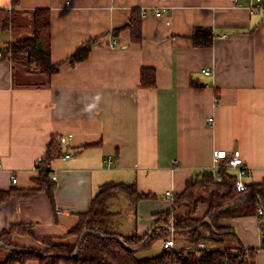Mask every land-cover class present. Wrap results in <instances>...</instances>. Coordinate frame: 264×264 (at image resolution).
Masks as SVG:
<instances>
[{
    "label": "crops",
    "instance_id": "0c3cea01",
    "mask_svg": "<svg viewBox=\"0 0 264 264\" xmlns=\"http://www.w3.org/2000/svg\"><path fill=\"white\" fill-rule=\"evenodd\" d=\"M250 4L19 0L18 18L6 31L9 40L0 46L29 34L31 10L49 9L52 25L42 49L48 46L59 69L46 85L18 84V67L0 59V190L10 191L0 201V234L13 225H27L32 235L13 234V242L26 247L39 246V237L66 236L100 186L113 181L135 183L139 191L158 195L140 200L129 221L116 219L121 233L144 235L155 223V213L171 206L167 191L179 192L198 170H212L215 149L240 150L250 167L243 181L263 180L264 0L257 11ZM11 5L12 0H0V8ZM142 9V39L135 41L130 23L133 12ZM198 26L212 28L210 46L194 45ZM90 40L88 57L73 62L70 57ZM145 68L155 71V86L142 85ZM35 69L24 70L36 74ZM43 81L45 77L38 82ZM208 116L212 122L205 121ZM53 134H72L63 143V155L50 163L57 177L53 197L44 189L25 194L38 185L35 164ZM108 207L116 218L134 211L124 193ZM206 208L199 204L197 215ZM263 222L264 217L248 214L222 218L220 225L233 230L247 247L260 248ZM163 242L138 253L156 256ZM256 264H264V249L258 250Z\"/></svg>",
    "mask_w": 264,
    "mask_h": 264
},
{
    "label": "trees",
    "instance_id": "16d2710c",
    "mask_svg": "<svg viewBox=\"0 0 264 264\" xmlns=\"http://www.w3.org/2000/svg\"><path fill=\"white\" fill-rule=\"evenodd\" d=\"M19 0H12L11 8H0V31H8L15 25L19 12ZM31 27L29 34L23 39L0 46V59H9L15 67L35 70L44 75L43 82H24L28 85H46L50 77L59 69V65L51 61L50 50L39 42L48 36L51 25V11L36 8L30 11ZM141 12L135 10L130 27L135 41L142 39ZM48 33V34H47ZM211 27L198 26L194 29L192 40L195 46L206 47L213 42ZM94 40H90L70 57L73 62L86 59ZM20 83V84H24ZM19 84V82H18ZM156 73L150 68L142 70V85L155 86ZM60 135L53 134L47 144L42 168L35 178L37 187L26 189L25 194H33L44 189L53 197L56 182L51 178V161L63 155V143ZM86 143L83 147H87ZM226 161H222L224 165ZM220 175V179H217ZM238 175L226 168L217 172L211 169H201L187 179L185 187L174 192L171 206L155 213L156 221L144 235L134 231L121 233L117 230L116 214L109 207V201L120 193L128 196L134 212L137 204L143 199H154L156 193L141 192L135 183L105 182L93 196L87 211L79 214L78 222L72 226L66 236L39 237V246L26 247L13 242V234L22 231L33 234L27 225H13L0 234V242L4 243L9 252L0 256V264L24 263L36 259L40 264H256V254L264 249V222L261 223L263 242L260 248L247 247L239 236L230 228L220 225L222 218L259 214V208L264 211V179L246 183L244 190L237 188ZM10 191L0 190V201L8 198ZM207 208L202 216L197 215L199 204ZM173 227V231L171 228ZM92 232L85 235L84 231ZM173 233L175 247L166 248L160 254L151 257H138L143 249L152 248L157 241H164ZM181 239L178 241V237ZM233 241L230 244L229 241ZM182 241V242H181ZM206 242L205 248H197L199 242ZM8 246L15 249H9ZM1 247V246H0ZM24 248L31 251L22 250ZM78 251L76 253V250ZM76 253V254H75ZM5 256V257H4Z\"/></svg>",
    "mask_w": 264,
    "mask_h": 264
},
{
    "label": "built area",
    "instance_id": "2783aa9c",
    "mask_svg": "<svg viewBox=\"0 0 264 264\" xmlns=\"http://www.w3.org/2000/svg\"><path fill=\"white\" fill-rule=\"evenodd\" d=\"M233 1L236 2L237 0H233ZM250 7L253 11H257V10L261 9L263 7V0H251ZM156 14L160 15L161 9H156ZM141 15L142 16L146 15L145 9L141 10ZM222 36L225 37V34H223ZM0 56H2L1 52H0ZM203 72L206 74H209L210 70L204 69ZM205 121L206 122H212L213 117L208 116L205 118ZM71 136H72V134H69L67 136L61 135L60 140L62 143H64V142H66L67 138L71 137ZM44 156H45V154L38 158V160L35 164V168L37 170H41L42 161H43ZM65 156L70 157V153L67 152L65 154ZM213 157H214L215 164H214L212 170L214 172H217L221 168H226L229 171L236 173L238 175L237 188L239 190H244L246 188V183L243 181V177L249 173L250 167L246 164L245 160L243 159L240 150L234 149L232 152H229L227 149H215L213 152ZM222 161H226V163L224 165H222L221 164ZM48 166H50V165L48 164ZM0 167H1V157H0ZM51 178L53 180L57 179V177L54 173H51ZM217 179H220V175H217ZM13 181L16 182L17 178L14 177ZM166 195H167V197L172 198L173 193L171 191H167ZM258 212H259V214H264V211L262 208H259ZM171 230L172 231L174 230L173 227L171 228ZM163 246L166 248H174L175 247V241H174L173 233L167 239L164 240ZM205 247H206V242H204V241L199 242L197 245V248H205Z\"/></svg>",
    "mask_w": 264,
    "mask_h": 264
},
{
    "label": "rangeland",
    "instance_id": "374dc122",
    "mask_svg": "<svg viewBox=\"0 0 264 264\" xmlns=\"http://www.w3.org/2000/svg\"><path fill=\"white\" fill-rule=\"evenodd\" d=\"M4 39H8V34L6 33V31H0V45H3L4 44ZM9 40V39H8ZM15 79L16 81L18 82H38V81H41L44 79V77L42 76V74H33V73H27L23 68L21 67H18L15 71ZM119 195V194H118ZM120 195H123V193H120ZM123 202V201H121ZM119 202V204L121 206L125 205V202L121 203ZM118 204V202H117ZM139 213V211H138ZM130 214H132V216H135V212L132 211V212H129V215L128 216H124V217H117L116 219L117 220H120V221H129V216ZM178 237V241L181 239V237H179V235H177ZM182 242V241H181ZM8 250L4 247H0V256H3L2 254H7L9 252H7ZM137 256L138 257H143V253H137ZM5 257V256H4ZM62 264H64V262H62Z\"/></svg>",
    "mask_w": 264,
    "mask_h": 264
},
{
    "label": "water",
    "instance_id": "95a60500",
    "mask_svg": "<svg viewBox=\"0 0 264 264\" xmlns=\"http://www.w3.org/2000/svg\"><path fill=\"white\" fill-rule=\"evenodd\" d=\"M38 44H39V49H42V43L39 42ZM90 232H92V231H90V230H86V231H84V233L82 234V236H81V238H80V241H82V239L85 237V235L88 234V233H90ZM0 246H5V244L0 242ZM8 248H9V249H15L14 247H10V246H8ZM22 250H25V251H31L32 249L24 248V249H22ZM77 251H78V248H77V250H76V253H77ZM76 253H75V254H76Z\"/></svg>",
    "mask_w": 264,
    "mask_h": 264
}]
</instances>
